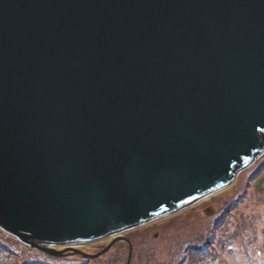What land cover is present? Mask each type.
Instances as JSON below:
<instances>
[{
  "label": "water",
  "instance_id": "95a60500",
  "mask_svg": "<svg viewBox=\"0 0 264 264\" xmlns=\"http://www.w3.org/2000/svg\"><path fill=\"white\" fill-rule=\"evenodd\" d=\"M263 150L264 0H0L3 230L60 256Z\"/></svg>",
  "mask_w": 264,
  "mask_h": 264
},
{
  "label": "trees",
  "instance_id": "16d2710c",
  "mask_svg": "<svg viewBox=\"0 0 264 264\" xmlns=\"http://www.w3.org/2000/svg\"><path fill=\"white\" fill-rule=\"evenodd\" d=\"M225 192H219L204 202ZM224 197L223 206L217 208V211L207 207L205 223L200 226L199 231L189 234L185 239L186 229L175 231L172 225L166 224L161 226L162 232L150 238L137 237L138 240L133 241L131 264H257V260L264 264V259L259 256V252L264 255V209H261V212H246L250 202L247 195L242 199L237 198L236 194ZM257 197H260V194H255L254 198ZM262 202L261 206L264 205V201ZM171 216L167 215L159 220L167 217H170L169 221L174 220ZM0 232L3 233L1 229ZM173 239L178 242L171 243L170 240ZM128 250L127 245L124 260L121 253L117 256L112 254L95 264H127ZM81 258L74 264H90L89 259ZM0 264L63 263L21 259L17 252L0 243Z\"/></svg>",
  "mask_w": 264,
  "mask_h": 264
},
{
  "label": "rangeland",
  "instance_id": "374dc122",
  "mask_svg": "<svg viewBox=\"0 0 264 264\" xmlns=\"http://www.w3.org/2000/svg\"><path fill=\"white\" fill-rule=\"evenodd\" d=\"M261 171V172H260ZM260 172V173H259ZM261 175L259 180L256 182L254 186L251 184V177L254 175ZM247 191L250 195L249 199V207L246 212L250 211H260L264 209V205L261 206L262 201H264V150L262 154L255 159V161L247 166L244 169L238 170L235 173L234 181L230 184L228 189L224 194L217 196L215 199L206 200L207 198H212V196H207L196 204L187 207L177 213L171 214V218H175L174 220L169 221L170 217L159 220L160 218H155L149 222L143 223L141 225L135 226L134 228L125 229L119 233L104 236L93 240L91 242L77 243L73 245H62V244H49L43 246L45 248L56 249L62 251L60 256L56 257L51 256L48 253L42 251L39 248L34 247L27 241H23L17 235H14L8 231L0 232V243L5 247L10 248L11 250L17 252L20 258H27L31 260H39L44 262H52V263H63V264H74L79 262L78 259H82L81 255L78 254L75 250H81L82 252L95 254L99 253L103 248H106L110 243L117 240L112 247L105 253L99 256L98 258H87L89 259L90 264H95L101 262L106 257L115 254L117 256L121 253L123 260L126 256V248L129 241L132 246L133 241H137L140 236H144L145 238H150L152 235L157 234L158 232H162L163 225H172V229L180 231L182 229H186L184 233V239L192 234L193 232L199 231L200 226L205 223L206 215L208 213L207 207H212V210H216L217 208H221L223 206V197L229 194H237L238 191ZM221 191V192H223ZM259 195L260 197L254 198V196ZM216 195V194H215ZM214 195V196H215ZM224 197V198H225ZM167 219V220H166ZM158 220V221H156ZM169 222V223H168ZM160 225V226H159ZM149 230V232L147 231ZM175 238V237H174ZM176 239V238H175ZM175 239L170 240L171 243H176ZM127 240V241H126ZM177 240V239H176ZM34 241V240H33ZM36 243V242H35ZM37 245V244H36ZM121 245V246H120ZM26 246L29 248H26ZM42 246V245H40ZM120 246V248H117ZM74 248V249H72ZM124 263V262H123Z\"/></svg>",
  "mask_w": 264,
  "mask_h": 264
},
{
  "label": "bare ground",
  "instance_id": "6f19581e",
  "mask_svg": "<svg viewBox=\"0 0 264 264\" xmlns=\"http://www.w3.org/2000/svg\"><path fill=\"white\" fill-rule=\"evenodd\" d=\"M33 241V240H32ZM34 242H36L37 245H42V246H46L49 245L50 243H44V244H39L37 241L34 240Z\"/></svg>",
  "mask_w": 264,
  "mask_h": 264
}]
</instances>
